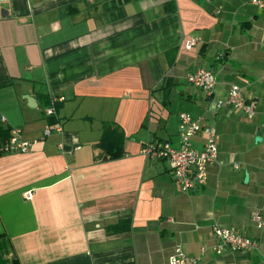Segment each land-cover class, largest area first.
Returning a JSON list of instances; mask_svg holds the SVG:
<instances>
[{
	"label": "crops",
	"instance_id": "obj_1",
	"mask_svg": "<svg viewBox=\"0 0 264 264\" xmlns=\"http://www.w3.org/2000/svg\"><path fill=\"white\" fill-rule=\"evenodd\" d=\"M197 69L213 73L210 94L187 82ZM233 85L252 118L218 107ZM181 113L217 137L190 192L142 152L179 149ZM0 126L32 142L0 155V264H168L175 248L200 264H264L250 219L264 218V10L251 0H0ZM214 225L258 249L217 254Z\"/></svg>",
	"mask_w": 264,
	"mask_h": 264
},
{
	"label": "built area",
	"instance_id": "obj_2",
	"mask_svg": "<svg viewBox=\"0 0 264 264\" xmlns=\"http://www.w3.org/2000/svg\"><path fill=\"white\" fill-rule=\"evenodd\" d=\"M251 3L264 10V0H251ZM217 13L220 12L218 9ZM197 43V39H189L185 42L184 48L191 50ZM187 82L210 94L215 85V77L211 71L197 69L187 75ZM231 106L243 110L249 118L254 115V107L246 103L241 89L238 86H231L226 99L218 103V107ZM55 111V100L51 101L46 109L47 115H52ZM178 134L181 145L179 149L172 147L168 142H157L147 144L142 152L145 155H153L157 158L165 159L171 168L172 176L184 192L195 190L198 186H203L207 182V169L215 163L218 158L216 131L203 123L202 118H196L186 113L179 115ZM4 120V119H3ZM60 131V129H56ZM52 134V129L47 127L43 131V137ZM202 134L204 144L201 150L193 148L191 138ZM32 142L20 138V130L12 129L6 141L0 144V155L2 154H23L27 153ZM26 199H31L30 192L24 193ZM251 221L257 228H264V218L258 212H252ZM212 232L219 241L215 248L217 254H221L224 249L237 253H249L258 249V243L251 238L235 234L232 230L222 228L218 225L212 227ZM168 264H200L198 257H190L180 248H175L168 258Z\"/></svg>",
	"mask_w": 264,
	"mask_h": 264
},
{
	"label": "trees",
	"instance_id": "obj_3",
	"mask_svg": "<svg viewBox=\"0 0 264 264\" xmlns=\"http://www.w3.org/2000/svg\"><path fill=\"white\" fill-rule=\"evenodd\" d=\"M108 129H110V127L107 126L106 132ZM8 135H9V132L0 126V142L7 139Z\"/></svg>",
	"mask_w": 264,
	"mask_h": 264
},
{
	"label": "water",
	"instance_id": "obj_4",
	"mask_svg": "<svg viewBox=\"0 0 264 264\" xmlns=\"http://www.w3.org/2000/svg\"><path fill=\"white\" fill-rule=\"evenodd\" d=\"M256 140H258V138H256Z\"/></svg>",
	"mask_w": 264,
	"mask_h": 264
}]
</instances>
